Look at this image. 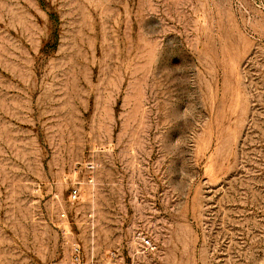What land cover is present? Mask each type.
<instances>
[{
  "label": "rangeland",
  "instance_id": "obj_1",
  "mask_svg": "<svg viewBox=\"0 0 264 264\" xmlns=\"http://www.w3.org/2000/svg\"><path fill=\"white\" fill-rule=\"evenodd\" d=\"M0 264H264V0H0Z\"/></svg>",
  "mask_w": 264,
  "mask_h": 264
},
{
  "label": "built area",
  "instance_id": "obj_2",
  "mask_svg": "<svg viewBox=\"0 0 264 264\" xmlns=\"http://www.w3.org/2000/svg\"><path fill=\"white\" fill-rule=\"evenodd\" d=\"M91 181V180H90ZM80 197V187L79 186H73L69 195L70 202L74 203L76 202ZM65 213H61V217H65ZM140 240V246L143 250H148L149 248H152L151 240L146 237L145 235H142L139 237ZM76 259L78 260V256H76Z\"/></svg>",
  "mask_w": 264,
  "mask_h": 264
}]
</instances>
